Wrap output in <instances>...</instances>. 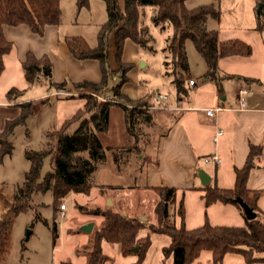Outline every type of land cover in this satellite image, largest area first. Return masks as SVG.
<instances>
[{"label":"trees","instance_id":"16d2710c","mask_svg":"<svg viewBox=\"0 0 264 264\" xmlns=\"http://www.w3.org/2000/svg\"><path fill=\"white\" fill-rule=\"evenodd\" d=\"M105 3L106 18L99 25L96 34V44L90 46L83 37L71 35L65 37L66 44L72 54L78 59L96 58L101 67L102 79L95 83L82 81L75 83V87H89L98 89L107 83L108 71L106 65V39L114 31L115 58L118 62V73L126 80L125 73L131 64L121 61L125 39H131L137 45L151 49L152 35L149 28L141 20L144 10L150 11L149 20L152 25L161 30L171 28V34L165 39L163 47L165 73L171 76L176 95L180 97L187 93L185 76L189 70V63L185 49V41L190 39L198 52L203 56L206 71L203 76L215 81L219 85L222 77L227 76L220 72L219 60L229 56H250L252 47L249 43L237 37L220 39L216 29L207 27L208 17L218 18V11L213 3L186 6V0H124V10H120L117 0H103ZM259 16H256L257 31H264V0ZM88 4V0H75L76 11ZM62 8L60 0H0V73L4 69V56L13 44L4 36L3 25H28L32 32L41 33L47 24L61 23ZM23 76L28 85L46 80L54 88H64V82L52 81V66L46 56L36 57L27 52L21 62ZM246 80H251L246 77ZM119 84L113 87L115 94L119 93ZM18 91L11 87L6 95ZM125 98V97H122ZM87 98L85 106L91 111V118L83 120L72 132L58 130L54 134L52 147L42 149H24V156L29 161L24 171L23 180L16 184L7 197L10 214L25 211L33 193L49 191L53 198L55 211L60 209L61 200L69 193H88L94 184L95 173L105 165V148L102 146L99 133L108 128L109 103L95 102L92 105ZM131 108H123L126 129L134 135L139 124H148V98L131 100ZM20 113L5 122L0 131V163L6 155L12 152V142L9 136L16 125H24L32 113V101L19 103ZM260 146L250 144L246 160L242 167L234 170V183L231 187H219L208 182L200 187L205 206L216 201L233 203L240 210L242 208L233 199L239 195L257 213L256 199L258 193L251 192L246 187V179L250 170L255 166V159L260 154ZM112 159L118 160L116 152L111 151ZM121 155V154H120ZM45 157L49 158V169L41 174ZM102 186V185H101ZM106 188L108 187L105 185ZM158 199L154 204L156 221L146 224L140 217L129 216L125 212L113 210L110 206L103 209L92 207L86 212L102 217L99 224H94L90 232L91 244L86 251L85 264H102L105 256L102 253V242L116 243L123 255L135 254V264H141L150 242V233L165 234L169 244L163 250L166 255H172V264H191L201 251H209L212 263L222 260L227 252H239L247 263L264 262V213L256 214L253 219H246L242 225L210 224L205 220L194 228H186L183 222V196L178 200L176 213L180 218L177 226L170 217L169 208L175 201L176 189L168 186L153 187ZM243 212V211H242ZM147 227V234L139 236V231ZM8 230V221H0V252L5 251V236ZM52 235L57 237L56 224L52 226ZM136 248V250H135Z\"/></svg>","mask_w":264,"mask_h":264},{"label":"rangeland","instance_id":"374dc122","mask_svg":"<svg viewBox=\"0 0 264 264\" xmlns=\"http://www.w3.org/2000/svg\"><path fill=\"white\" fill-rule=\"evenodd\" d=\"M63 2L66 6L64 18L67 19L70 17V12L66 5L67 0ZM206 3H213L218 11V18L208 17L207 27L209 29H216L220 39L231 37L242 39L251 45L255 57L261 55L264 46V31L254 29L257 0H186L185 2L188 7ZM149 15L150 11L146 8L141 20L148 26L153 40L150 43L151 49L137 45L139 60L135 62L131 70L136 78L134 83L141 92L158 90L167 95L169 100L175 101L176 92L171 83V76L165 73L163 65L165 60L163 47L165 39L171 34V28L161 30L158 26L152 25ZM185 49L189 63L186 76L193 78L197 85H200V77L206 71L204 58L190 39L185 41ZM142 62H146V65H142ZM223 64L226 65V62ZM11 87L18 91L12 93L10 97L17 95L20 99L28 98L27 101L33 103V110L25 124L16 125L13 132L6 137L12 142L13 148L11 154L6 155L0 164V221H8V230L4 240L6 248L4 252H0V264H67L62 263L66 261L75 264L79 262L82 257L76 255V248H80L83 252L92 238L91 231L83 232L80 227L90 221L97 225L100 219L98 215L86 211L100 203V207L105 208L108 200L111 201L110 207L113 210L116 209V205H124L116 210L125 212L131 217L143 218L146 224L156 221L153 205L157 200V195L153 192H146L144 171H134L133 165H138L140 161L146 159L143 151L144 140L155 138L160 128L165 125L164 116L154 120L155 125L152 123L145 127L142 126L143 123L139 124L134 130L135 134L131 135L126 129L123 108L129 109L134 104L113 94V87L108 92L105 86L98 89L73 87L68 91L64 88H56V92L63 91L37 98L36 96L45 94L54 87L44 79L28 85L20 68L8 60L5 69L0 73V90L3 91L0 97H5L4 91ZM192 90L194 89L190 87L189 91ZM93 92L110 97V100L105 101L109 103L110 119L107 130L99 133L102 146L106 149V163L96 171L94 184L89 192L69 193L64 196L60 201L66 207L63 215L59 209L55 211L53 198L49 191L33 193L25 211L10 214L9 202L6 199L15 185L23 180L24 171L29 166V161L24 156V149H49L52 147L55 132L58 130L72 132L83 120H89L91 111L86 109V99H90L91 105L95 102L103 103L92 94ZM111 151L119 154L118 158H120L113 160ZM120 154H123L122 157ZM126 157H131V159ZM47 169H49V158L45 157L41 174H44ZM117 183L121 185L120 189L99 192L97 184L105 186ZM202 194L201 190H197L187 191L182 195L183 222L186 228L197 227L205 220L212 225H242L244 223L227 208H223L221 202L216 201L205 206ZM180 198V194L175 195V201L169 208L170 217L177 226L180 224V218L176 213V206ZM53 224L57 227L55 239L52 235ZM146 230L147 227L141 229L139 235L147 234ZM149 236V246L141 264H172V255H166L163 250L169 244L168 237L159 233H150ZM101 247L102 253L107 256L103 264L136 263L137 255H122L116 243L102 242ZM258 256L263 257L264 254H258ZM191 264H213L211 253L201 251ZM216 264H264V262L247 263L241 253L227 252Z\"/></svg>","mask_w":264,"mask_h":264},{"label":"crops","instance_id":"0c3cea01","mask_svg":"<svg viewBox=\"0 0 264 264\" xmlns=\"http://www.w3.org/2000/svg\"><path fill=\"white\" fill-rule=\"evenodd\" d=\"M63 1L60 0L61 23L47 24L41 33L32 32L24 23L2 26L4 36L13 44V48L4 56V69L10 60L20 68L23 74L21 62L25 59L27 52H32L36 57L46 56L52 66V81L64 82V89L68 91L75 87V83L82 81L100 82L102 71L96 58H76L68 48L65 37L79 35L88 44H96V34L99 25L106 18V11L103 0H88V4L78 11H76L75 0H67L66 5L70 17L66 19L64 18L66 6ZM117 4L123 11L124 0H117ZM95 44L89 45L94 46ZM115 50L114 31H112L106 39L108 77L105 88L107 92L119 84L120 95L115 94L113 90L112 92L117 96L125 97L124 99L127 101L149 97L152 104L148 107L150 121L142 126L151 125L161 116L165 118V125L160 128V132L155 138L144 140L143 151L146 154V159L140 161L138 165H133L134 171H144L146 192H153L154 195H157L153 187L160 185L175 188L176 195L180 194V196L187 191L200 190L194 188L202 186L198 177L199 169H203L208 174V182L215 183L219 187H231L234 183L235 168L243 166L249 145L254 144L260 146L261 152L255 159V166L248 174L246 187L251 192L258 193L255 202L257 214L264 213V46L261 55L256 57L252 48L250 56L234 55L221 58L218 63L219 69L227 76L222 77L219 85L204 77L203 74L200 77V85H197L193 78L185 76L187 93L180 97L176 95L175 101L169 100L168 97L165 99L168 107L178 104L179 110L153 108V105L157 104L155 96L160 92L158 90L141 92L140 88L136 87L134 83L136 78L131 70L134 68L135 62L139 60V53L134 41L128 38L124 41L121 61L131 64V66L125 73L126 80L123 82H121L122 78L117 71L119 65L115 58ZM223 62H226V65ZM142 65L145 66L146 62H142ZM246 77L251 80H246ZM189 79L194 80L192 85L188 83ZM240 86L249 89L246 97V109L237 107L236 89ZM190 87L194 90L189 91ZM1 92L3 91L0 90ZM6 93L7 91H4L5 97H0V131L4 128L7 120L14 119L19 115V103L28 100V98L20 99L17 95L8 97ZM55 93L56 88H53L36 97L42 98ZM212 106H220L222 109L214 116L209 117L203 108ZM157 125L159 124L157 123ZM218 127L223 130V133L214 142L212 138ZM214 153L220 158L218 164L214 165L203 161L205 156ZM123 154L120 156L122 157ZM125 154L127 153L125 152ZM126 158L131 159V157ZM97 185L101 193L108 189L113 191L121 188L118 183L106 184L107 188L103 186L104 184ZM221 204H223L221 205L223 208H227L236 218H240L244 222V213L238 206L229 202H221ZM123 206L116 205V209ZM99 218L100 223L102 217L99 216ZM147 232L146 230L145 233ZM90 244L91 239L83 252L80 251V248H76V255L82 258L75 264H85L86 251L89 250ZM77 247L79 246L77 245ZM104 256L106 259L105 253ZM62 263L73 264L67 261Z\"/></svg>","mask_w":264,"mask_h":264},{"label":"built area","instance_id":"2783aa9c","mask_svg":"<svg viewBox=\"0 0 264 264\" xmlns=\"http://www.w3.org/2000/svg\"><path fill=\"white\" fill-rule=\"evenodd\" d=\"M188 83L190 85H192L194 83V80L193 79H189ZM62 91H59V92H56V93H60ZM248 93H249V89L246 88L245 86H240V87H238L236 89L237 107L239 109H246L247 108V106H246L247 105L246 104V97H247ZM92 94L94 96H96L99 100H101L102 102L110 100V97L107 96V95H102L100 93H95V92H93ZM166 98H167V95L162 94V93H157L156 96H155L157 104L153 105V108H157V109H176V110L180 109V106L178 104L176 106H174V107H168V105H166V103H165V99ZM221 109H222V107H220V106H212V107L203 108L205 114L207 116H209V117L214 116ZM222 133H223V130L220 127H218L215 130V133L213 135V138H212L213 141L215 142L218 139V137L220 135H222ZM203 161L205 163H211V164L215 165V164H218L220 162V158H219V156L217 154L214 153V154H210V155L205 156L203 158ZM64 209H65V205H64V203H61V205H60L61 215L64 214L62 212Z\"/></svg>","mask_w":264,"mask_h":264},{"label":"water","instance_id":"95a60500","mask_svg":"<svg viewBox=\"0 0 264 264\" xmlns=\"http://www.w3.org/2000/svg\"><path fill=\"white\" fill-rule=\"evenodd\" d=\"M262 7V2H259L257 4V7H256V15L259 16V13H260V9ZM198 177H199V180H200V183L202 185L206 184L209 180V176L208 174L203 170V169H199L198 171ZM235 202H237L239 204V206L242 208V211L244 213V216L246 219H253L256 217V211H254L249 205L247 202H245L239 195L235 196L234 199H233ZM106 205L107 206H110L111 205V201L108 200L106 202ZM143 219V218H141ZM92 227H93V222H87L85 224H83L80 229L89 233L91 230H92ZM136 250V248H135Z\"/></svg>","mask_w":264,"mask_h":264}]
</instances>
